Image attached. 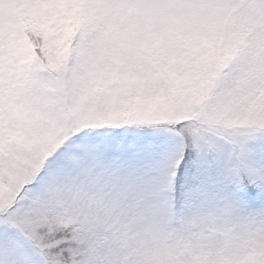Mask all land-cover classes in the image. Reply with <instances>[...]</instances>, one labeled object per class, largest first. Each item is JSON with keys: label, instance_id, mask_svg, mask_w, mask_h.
Instances as JSON below:
<instances>
[{"label": "snow or ice", "instance_id": "obj_1", "mask_svg": "<svg viewBox=\"0 0 264 264\" xmlns=\"http://www.w3.org/2000/svg\"><path fill=\"white\" fill-rule=\"evenodd\" d=\"M0 264H264V0H0Z\"/></svg>", "mask_w": 264, "mask_h": 264}]
</instances>
